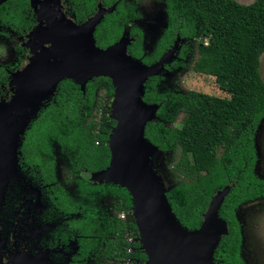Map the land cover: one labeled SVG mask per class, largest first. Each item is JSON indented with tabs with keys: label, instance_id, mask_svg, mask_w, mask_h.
<instances>
[{
	"label": "trees",
	"instance_id": "1",
	"mask_svg": "<svg viewBox=\"0 0 264 264\" xmlns=\"http://www.w3.org/2000/svg\"><path fill=\"white\" fill-rule=\"evenodd\" d=\"M132 1L123 4L119 1L116 12L95 30L98 48L105 49L122 36L114 21L121 11L127 18L133 13L134 3L146 0ZM95 2L77 0V21L92 14ZM163 3L167 24L152 57H143L140 38L127 47V53L144 65H151L168 49L176 33L198 40L192 70L213 77L228 99L196 91L158 92L159 75L152 77V88L148 86L149 80L144 85L143 101L159 106V121L148 123L144 136L160 151L171 152L176 158L173 168L182 180L169 189L166 197L173 214L188 230L200 227L201 216L213 194L229 182L234 183L219 210V217L228 224V235L220 239L215 255L220 256L221 264H239L240 236L232 210L238 204L264 196V181L253 175L254 136L264 118V82L260 74V57L264 54V0L246 5L236 0H164ZM30 14L27 0H7L0 5V32L9 28V33L23 36L32 26ZM17 50L13 65L0 66V85L7 83V70H15L23 61L24 51ZM99 90L111 96L114 88L110 79L90 80L84 93L72 80L60 82L53 97L40 107L29 124L30 152L47 159L51 157L49 145L54 140L63 153L73 154L77 163L90 170L99 164L108 165L109 149L100 143H107L115 122L109 116L97 120L95 112L106 107L103 101L94 106ZM179 115H183L181 125L169 128L167 124L174 123ZM107 187L110 193L120 196L117 213L129 214L132 202L126 189L113 184ZM115 221L111 228L113 239L105 246L103 258L109 264H144L145 254L132 241L137 237L133 221L126 218Z\"/></svg>",
	"mask_w": 264,
	"mask_h": 264
},
{
	"label": "water",
	"instance_id": "2",
	"mask_svg": "<svg viewBox=\"0 0 264 264\" xmlns=\"http://www.w3.org/2000/svg\"><path fill=\"white\" fill-rule=\"evenodd\" d=\"M36 2L29 0L30 8L38 15V24L27 39L36 37L38 51L30 48L28 62L11 74L14 95L0 104V205L2 181L16 171L20 140L40 107L53 97L58 84L72 80L84 93L90 80L108 78L114 88L110 119L115 122L107 141L110 162L91 180L120 186L129 193L136 242L146 256L144 264H213L220 239L228 235L227 223L219 217V210L230 187L213 194L201 216L200 227L188 230L173 214L166 197L169 189L155 165L163 152L144 136L146 125L159 121V106L143 101L144 85L177 59L183 40L177 36L157 62L144 65L127 53L133 41L128 31L105 49L96 46L95 29L114 7L106 10L99 3L92 17L76 25L65 18L58 6L49 16L38 9ZM40 18L47 23L41 31ZM37 261L26 258L20 264H45Z\"/></svg>",
	"mask_w": 264,
	"mask_h": 264
},
{
	"label": "flooded vegetation",
	"instance_id": "3",
	"mask_svg": "<svg viewBox=\"0 0 264 264\" xmlns=\"http://www.w3.org/2000/svg\"><path fill=\"white\" fill-rule=\"evenodd\" d=\"M36 1L38 9H43L49 16L58 10L56 8L58 6L65 18L76 25H80L92 17L97 12L99 3L106 10L114 7L113 12L104 15L96 29L107 19V16L116 12V5L119 1L122 4L133 2L132 0H96L92 14L85 17L83 21H77V0ZM27 3L30 8L29 0H27ZM138 3H134L133 13L127 18H125L122 10L114 21L121 29V34L128 27L129 36L133 39L131 44L140 38V50L143 57H152L153 53L144 55L142 33L134 24L139 19V15L135 11V6ZM30 10L32 26L23 36L18 37L13 33H9V28L5 29L3 33L7 36L13 35L16 40L19 38L20 44L16 48H21L24 55L22 57L23 61L15 70H7V83L0 85V103L8 102L13 95L11 87L8 85L11 81V74L28 62L31 57L30 48L38 51L36 37L30 36L27 39L28 34L38 24L36 20L38 15L36 16L31 8ZM40 22L42 23L39 29L41 31L46 28L47 23L42 18H40ZM177 36H179L178 33L175 34V38L168 49L172 47ZM180 38L183 43L180 45L177 59L170 65L165 66V70L170 71L182 67L184 59L190 58L188 54L191 52L192 43L198 42V40L189 37ZM17 55L16 53L12 63L0 64V66L13 65L17 61ZM161 78L162 74L158 76V79ZM148 80V86L151 89L152 77ZM97 98L96 93L95 107L103 101L98 99V102ZM30 129L28 128L24 132L17 148L16 171L8 175L2 181L3 183L1 182L3 201L0 205V259L2 263L20 264L24 259L30 258L40 260L45 264H109L103 258L102 252L107 243L113 239L111 228L115 225L116 218L122 220L125 219V216L121 218L122 212L117 213L116 206L120 202V196L110 193L107 187L108 183H97L91 180L94 173L106 169L109 163L105 167H102L101 164L96 165L90 170L82 163H77L73 154L63 153L60 145L54 140L49 145L51 157L45 159L38 153L30 152L27 137ZM100 144L107 146V143ZM227 186L234 187V183L229 182ZM108 198L113 201L111 208L108 206ZM261 198H264V196L238 204L232 210L240 236L239 264H247V261L241 257V227L235 212L240 205L249 204ZM135 240L136 238L132 241L139 244ZM117 263L120 264V262ZM221 263L220 256L215 255L214 251L213 264Z\"/></svg>",
	"mask_w": 264,
	"mask_h": 264
},
{
	"label": "rangeland",
	"instance_id": "4",
	"mask_svg": "<svg viewBox=\"0 0 264 264\" xmlns=\"http://www.w3.org/2000/svg\"><path fill=\"white\" fill-rule=\"evenodd\" d=\"M7 0H0V5ZM241 4H250L254 0H236ZM164 0H147L139 2L135 6V11L139 15V19L134 22L142 33V50L144 55L153 53L158 39L161 37L162 31L166 26L167 16L164 12ZM32 9V8H31ZM33 10V9H32ZM128 27L125 28V32ZM20 40H16L13 35H5L0 32V64L12 63L16 53L18 54L17 45ZM196 43L193 42L191 52L183 61V66L173 70L163 71L162 78L159 81L158 92H173L184 94L188 91H196L211 96L228 99V95L220 91L214 83L211 76L196 73L192 70L193 61L196 60L197 54L195 49ZM25 66L22 65L21 70ZM14 71V72H16ZM260 74L264 82V54L260 57ZM12 80V78H11ZM11 82V81H10ZM14 95V86L10 84ZM12 95V97H13ZM11 97V98H12ZM97 101L103 100L106 103L105 109L97 114V120L102 118H110V105L112 95L108 96L104 90L97 92ZM10 98V99H11ZM99 99V100H98ZM2 104V103H0ZM102 113V115H101ZM183 115H179L174 123L167 124L169 128L180 126ZM254 149L256 153V162L254 165V176L257 179L264 180V119L260 123L254 137ZM157 162L158 174L164 178L165 188L170 189L178 184L182 177L177 174L173 168L176 158L171 152H166L158 156ZM113 201L108 198V206L111 208ZM236 218L240 223L242 243L241 257L247 261V264H264V198L242 204L235 212ZM122 218V215L120 216ZM126 221H133L131 212L125 214ZM138 237H136L137 241ZM138 243V242H137Z\"/></svg>",
	"mask_w": 264,
	"mask_h": 264
},
{
	"label": "built area",
	"instance_id": "5",
	"mask_svg": "<svg viewBox=\"0 0 264 264\" xmlns=\"http://www.w3.org/2000/svg\"><path fill=\"white\" fill-rule=\"evenodd\" d=\"M121 215H122V218H124L125 214H124V213H122ZM121 215H120V216H121Z\"/></svg>",
	"mask_w": 264,
	"mask_h": 264
}]
</instances>
